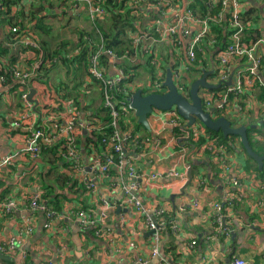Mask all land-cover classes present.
<instances>
[{
    "label": "crops",
    "instance_id": "crops-1",
    "mask_svg": "<svg viewBox=\"0 0 264 264\" xmlns=\"http://www.w3.org/2000/svg\"><path fill=\"white\" fill-rule=\"evenodd\" d=\"M198 1L202 3L203 0ZM256 1L258 3L247 0L248 8L257 7L260 18L253 15L254 24L250 29L247 27L246 40L248 36L251 40L264 38V0ZM154 2L152 0V3L140 7L139 15L144 22L136 26L130 37L133 39L145 34L142 44L152 49L156 61L162 65L164 79L166 69L172 70L175 66L174 71L181 72V78L188 86L204 72H210L206 76L207 82L219 84L214 78L215 55L208 45L211 39H218L213 27L200 46L208 52H202L204 63L196 57L194 68L185 71L181 67L183 51L167 41H158L159 35L154 29L161 17ZM173 2L176 7L191 9L197 15L206 12L198 10L196 0ZM11 28L18 32L12 33ZM83 35L96 43L88 7L83 2L0 0V49L5 52L0 55V78L11 69L27 71L45 62L38 82L51 94L57 92L56 89L66 93L65 89L61 90L60 83L68 89L77 86V96L84 98L81 111L87 112L88 116L96 113L101 106L99 90L88 84L85 66L75 64L74 70L67 75L62 60L49 69L48 59L44 58V55L54 52L63 55L67 49L84 40ZM225 41L223 30L222 42ZM13 42L17 45L11 50ZM33 42L38 48L32 47ZM257 52L264 60V45H259ZM119 66V63L108 62V74H115ZM156 73L146 55L138 56L131 69L134 90H151ZM10 77L8 82L0 79V158L8 154H17L18 157L11 167L0 171V200L9 201L12 205L11 212H0V242L16 238L21 247L15 255H1L5 257H0V264H25L27 255L36 264H229L226 260L230 256V261L239 258L245 264H264V174L258 172L262 167L259 169L245 152L239 137L230 136L233 138L228 150L220 147V154L216 156L207 150L197 151L202 144L210 143V140L199 142V137H206L204 127L199 124L192 129L189 127L192 142L182 139L178 128L169 125V119L158 111L148 116V129L133 125L132 131L150 139L141 154L133 157L134 167L140 175L139 200L151 212L164 207L166 217L177 228L173 232L169 225L155 244L143 216L123 202L121 185L123 181L127 183V179H123L124 170L119 178L118 169H111L106 179L95 181L96 190L89 192L70 173L67 164L55 156L54 147H49L51 151L47 149L34 159L22 153L28 130L46 126V115L40 112L41 106L46 104L41 95L43 86L35 83L33 78L23 84ZM259 78L261 84L246 90L241 98L229 97L222 113L219 116L212 114V117L222 116L233 127L245 126L252 142V146L249 143L251 149L264 154V100L260 99L264 92V73ZM228 81L231 85L234 80L230 77ZM224 87L221 85L214 89L216 92H200L221 93ZM30 89L35 90L33 97L39 103L37 107L35 103L27 106L21 100V93L26 90L30 93ZM76 90L71 91V95ZM81 162L88 166V156L82 154ZM189 170L190 179L187 177ZM169 171L178 176L169 175ZM151 174L158 176L151 180ZM46 189L61 197L60 210L55 211L49 230L44 227L43 215L39 212L33 214L29 208V196L35 191L41 194L44 191L45 194ZM193 202H196V207L191 206ZM104 203L109 208L102 220L103 233L95 236L90 233L92 229L80 231L76 211L85 210L99 219ZM215 203L221 204L228 229L223 228V223H215ZM117 208H120L119 213H116ZM28 218H32L34 229L26 235L23 228ZM231 231L234 232L233 238ZM153 248L157 249L155 256L151 253Z\"/></svg>",
    "mask_w": 264,
    "mask_h": 264
},
{
    "label": "built area",
    "instance_id": "built-area-1",
    "mask_svg": "<svg viewBox=\"0 0 264 264\" xmlns=\"http://www.w3.org/2000/svg\"><path fill=\"white\" fill-rule=\"evenodd\" d=\"M154 1V7L156 10L157 8L160 10L159 16L161 17V22L157 21L154 29L159 35L158 41H167L169 45L183 51L181 67L185 71H191L194 68L196 53L197 51H201L200 46L203 39L210 35L211 26L216 24L222 30H225L226 41L218 48L213 47V52L215 55L216 71L214 78L226 87H224L221 93L219 91L216 94L214 92L210 93V91L199 92L204 110L207 112L212 110V114H221L229 97L236 96L237 98H241L246 90L260 84L259 76H262L264 73L263 59L258 54L257 48L259 45H264V38H259L255 42H248L246 40L247 24L243 20L242 13L248 8L247 0H208L207 10L203 15H197L187 8L182 10L175 6L173 0ZM71 2H83L88 7V15L94 26L97 41L93 44L90 38L87 37L85 75L90 87L92 84H95L99 91H101L100 107L108 112L109 120L106 122L101 120L103 118L102 112L97 115L99 120L96 118L89 119L87 118V112L81 111V108H77L73 100L62 99L56 92L51 91L52 94L49 93L47 88L34 78L39 68L38 65L32 66L31 70L27 71L11 69L9 75L14 80H19L24 84L33 78L35 83L43 86L41 95H43L46 104L41 106L42 109L40 110V112L46 115V126H36L28 130L24 140L25 149L22 153L34 159L49 149V147H54L56 157L67 164L70 173L76 176L78 181L84 184L89 192L96 190L97 183L95 181L106 179L111 169H118L119 178L121 177V171L124 170L123 179L126 178L127 183L125 184L121 179L123 181L121 185L124 193L123 202L133 207L143 216L145 225L151 231L153 242L156 244L159 242L161 234L168 224L165 219L166 210L164 207H161L151 212L139 200L138 179L140 175L134 167L133 157L136 154H141V150L150 142V139L148 137L142 138L132 131V128H128L130 119H126V116L134 114V109L131 107L129 101L130 96L126 92L127 89L132 88L127 82L129 74L125 70V67H132L138 56L146 55L150 65L157 71L155 75L156 79L154 78L155 80L151 84V90L153 93H160L165 89L161 65L158 64L155 56H153L152 49L142 44L145 41V34L131 39L129 48L121 52H116L114 49L105 46L103 37L96 28V23L106 16L99 0H71ZM132 3L135 7L140 8V6L152 3V0H132ZM214 7L218 9L216 13H214ZM190 25L194 26L195 29L192 30ZM11 32L17 33L18 30L11 28ZM210 44H215L214 39H211ZM16 45L17 42H13L11 50H14ZM32 47L38 48V45L33 42ZM70 49H67L68 54L65 58L71 57L70 60H72L80 52ZM108 62L120 64L115 74H108L106 69ZM121 64L124 65L121 67ZM5 75L0 78L3 82L7 81ZM159 76L162 79H159ZM230 77L234 81L233 84L227 86L226 82ZM173 80L177 90L187 96L188 89L185 90L181 72L174 71ZM28 96L27 90L20 95L25 105L30 106L32 102L28 101ZM34 105L37 107L39 103L36 102ZM158 112L164 118L167 117L169 119V125L178 128L182 139L188 140L191 137L190 131L185 126V123H182L184 121L175 110ZM81 136L84 137L83 140ZM85 137H89L92 141H96L95 137H99V143H96L98 144L97 146L90 144L91 150L86 155L88 156V166L86 165V167L81 162ZM80 140L83 141V145L79 143ZM156 142L159 143L158 141ZM204 150L218 156L221 148L208 142L202 144L197 149V151ZM17 157V154H8L0 158V171L11 167ZM168 174L178 176L173 171H169ZM88 175H90V178ZM157 176V174H151L149 179L155 180ZM233 183L235 184L236 182L233 181ZM41 196L42 194L39 191L32 193L29 196V208L33 214L39 212L43 215L44 227L49 230L56 213L50 207L48 208L45 202L41 201ZM104 205L105 208L102 210L99 219H95L85 210L76 211L75 217L77 218V225L80 231L84 232L92 229L95 236L103 233L102 220L106 217L105 212L109 208L107 203H104ZM11 206L9 201L0 200L1 213L7 214L11 212ZM191 206L196 207V202H193ZM214 209L216 211L215 223H221L223 219L221 204L215 203ZM170 227L173 232L177 229L172 224H170ZM33 229L32 218H28L23 232L29 235L33 232ZM191 243L195 244L194 241ZM20 247L19 240L9 238L0 242V255H15ZM151 253L155 256L157 249L153 248ZM229 264H245V262L239 258H233L229 261Z\"/></svg>",
    "mask_w": 264,
    "mask_h": 264
},
{
    "label": "trees",
    "instance_id": "trees-1",
    "mask_svg": "<svg viewBox=\"0 0 264 264\" xmlns=\"http://www.w3.org/2000/svg\"><path fill=\"white\" fill-rule=\"evenodd\" d=\"M99 1L101 2L102 8L104 9L106 16L100 22L96 23V28L101 33V36L103 37V41H104L105 46L110 48V49H114L116 52H121L122 50L129 48L130 42L132 39V37H130V36L134 33L136 26H139V25L141 26V24L143 23L142 17L139 15V11H141L140 8L135 7L134 4L132 3V0H99ZM203 1L201 3L198 0H196L198 10L199 11L202 10L204 12L207 10L208 0H203ZM255 2L258 3L256 0H255ZM217 10L218 9L214 7V13H216ZM253 15H255L256 19L260 18V12L256 6L249 7L242 13L243 20L247 24V27L249 29L252 28L253 26H251V25L254 24ZM222 24H224V22H222ZM212 27H213L216 35L218 36V39L221 38V40L214 38L215 44H213V45L210 44L211 40L209 41L208 45L213 50V47L218 48V47L222 46L224 42H222V37H223L222 28L219 26H216V25H212ZM247 27H246V29H247ZM83 36H85V35H83ZM95 37H96V35H95ZM207 38H208V36L205 39H207ZM258 39H259V37L251 40V39H249V36L247 37L248 42H255ZM87 42L88 41H87V35H86L84 40L81 39L79 43H77L76 45L71 47L70 50H78L80 52V54L72 60H70L71 57H68V59L65 58V56L68 54L67 51H65L63 55L62 54L59 55L57 52L51 53V55H53V56H51L50 53L47 55H44V58L48 59L47 63L49 64V66H48L49 69H50V67H53L58 62V60H62L63 64L66 67L67 75H68V73L71 72V70H74L75 64H79V67H81L82 65L85 66L86 65V52H87L86 51L87 50L86 45H87ZM202 52L204 54L208 53L206 51V48L202 47L201 51H197L196 56H195V61H196V57H197V60L201 59L203 61V59L201 57L204 54H202ZM3 53H5L4 50L0 49V55H2ZM203 63H204V61H203ZM43 66H45V62H43V64L41 66H39V70L36 71V74L34 77L36 80H40L42 78L40 72L42 71ZM131 69H132V67L126 68V71L129 74L127 82L130 84V86L132 88V89L126 90L128 96H130L135 91L134 87L132 86L133 82H132ZM161 69H162V65H161ZM174 69H175V66L172 67L173 71H174ZM263 72H264V60H263ZM5 77L7 78V82L11 80L9 73H6ZM188 87L189 86L185 83V90H187ZM60 88H61V90L65 89L66 93L64 94L61 91L56 89V91H57L56 93L58 94V96L62 99L73 100L76 107L80 109L81 103L84 102L83 101L84 98H79V96H77V94L79 93L76 90L77 86L74 87L75 89H73V88L68 89L67 87H63V83H60ZM74 90H76V93L74 92L71 95V91H74ZM214 91L216 92V90H214ZM91 93H93V92H91ZM143 93L147 94L146 92H143ZM98 96L101 99V91H99ZM260 99L262 101L264 100V92H263L262 98H260ZM101 112L103 113V118L101 120L105 121V122L108 121L109 120V117H108L109 114L106 110L101 109V107L98 108L96 113H92L91 116L87 115L88 116L87 118L98 119L99 117H97V115L100 114ZM216 116H219V114H216ZM93 122H94V120H93ZM133 125L140 126L139 124L136 123V120L134 119V117L130 120L128 128H132ZM188 130H189V127H188ZM177 132H179V131H177ZM204 135L206 136L205 137L206 139L204 138V136H201L203 138L201 139V137H199L198 138V139H200L199 142L203 143V142H206L207 140H210V143L215 144V146L221 147V148L227 147L226 148L227 150L230 147L229 146V142L231 141L230 139L233 138V137H226L225 138L220 133H216V132L207 130L205 128H204ZM247 137H248V132H247ZM95 139H96V141H94V140L92 141V139H90L89 137H85V142H84V146H83L84 151H85L84 152L85 155H88L90 150H91L90 144H93L96 146L98 145L96 143H99V137H95ZM189 139L191 140L192 136ZM248 140L252 146L251 140L250 139H248ZM82 142L83 141L80 140L79 143L81 144ZM190 142H192V140ZM47 151H51V150L48 149ZM54 154L56 156L55 149H54ZM258 172L261 175L264 174V163L262 165V169ZM81 187H82V185H81ZM46 191L47 192L45 194H44V191L42 192L41 201L45 202L46 206L48 208L50 207L54 211H59L60 210V199H61L60 195H58V194L52 195L51 191H48L47 189H46ZM165 219L167 220V223L170 225L171 222H170L169 218L165 216ZM168 224H167L166 228L169 229ZM90 233L94 234L93 230ZM24 263L25 264H36L34 259L28 255L26 256Z\"/></svg>",
    "mask_w": 264,
    "mask_h": 264
},
{
    "label": "water",
    "instance_id": "water-1",
    "mask_svg": "<svg viewBox=\"0 0 264 264\" xmlns=\"http://www.w3.org/2000/svg\"><path fill=\"white\" fill-rule=\"evenodd\" d=\"M263 7V6H262ZM210 72H204L203 75L193 80L188 87L187 96L181 94L173 80V73L170 68L165 71V79L163 81L164 91L160 93H143L141 90H135L129 97L131 107L134 109V117L136 118L137 124L148 129V116L154 111H169L175 110L178 116L185 122L186 127H193L195 124H199L207 130L220 133L223 137L237 136L240 138L241 143L245 152L249 157L258 165L261 169L264 162V154L255 153L250 145L246 133L245 126L233 127L229 120L220 116L217 118L212 117V110L207 112L202 106V99L199 96L200 90H214L221 86V83L214 85L207 82L206 76ZM233 74V72H232ZM231 74V75H232ZM230 85V81L226 82ZM35 91L30 90L28 101L36 103L33 99ZM84 154V150H82ZM190 179V170L187 174ZM120 208H117L116 213H119ZM225 223V218L222 219L221 224ZM228 229L224 224V227ZM232 238L234 237V232L231 231ZM0 257H5L1 256ZM231 256L226 260L229 263Z\"/></svg>",
    "mask_w": 264,
    "mask_h": 264
},
{
    "label": "rangeland",
    "instance_id": "rangeland-1",
    "mask_svg": "<svg viewBox=\"0 0 264 264\" xmlns=\"http://www.w3.org/2000/svg\"><path fill=\"white\" fill-rule=\"evenodd\" d=\"M142 21L144 22V19H142ZM202 58V57H201ZM65 71V70H64ZM93 85V87H95V88H98L97 87V85H95V84H92ZM145 92L146 93H151L152 92V90H150V89H148V90H145ZM153 93V92H152ZM134 117V114H128L127 116H126V119H132ZM134 119H136L135 117H134ZM137 122V121H136Z\"/></svg>",
    "mask_w": 264,
    "mask_h": 264
}]
</instances>
